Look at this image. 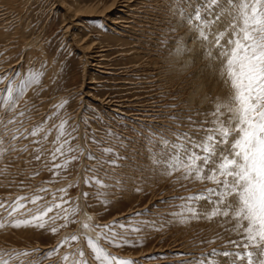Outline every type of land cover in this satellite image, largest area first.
<instances>
[{
	"label": "rangeland",
	"instance_id": "rangeland-1",
	"mask_svg": "<svg viewBox=\"0 0 264 264\" xmlns=\"http://www.w3.org/2000/svg\"><path fill=\"white\" fill-rule=\"evenodd\" d=\"M110 1L0 0V262L100 264L91 238L133 264H247L219 186L167 166L233 93L229 5L209 46L186 23L203 0Z\"/></svg>",
	"mask_w": 264,
	"mask_h": 264
},
{
	"label": "snow or ice",
	"instance_id": "snow-or-ice-1",
	"mask_svg": "<svg viewBox=\"0 0 264 264\" xmlns=\"http://www.w3.org/2000/svg\"><path fill=\"white\" fill-rule=\"evenodd\" d=\"M221 2L203 0L186 21L190 27L194 24L196 38L201 43L211 41L209 46L220 44L223 34L215 29L223 19L217 11ZM223 2L229 5L225 15L231 17L229 26L233 28L229 34L231 38L226 41L229 48L222 54L233 93L227 103L215 107L213 126L201 129L206 135L200 137L199 142L190 139V133L180 137L181 141L186 139L188 143L173 145V155L167 166L170 170L184 168L187 175H195L197 179L206 177L219 186L207 189L217 196L212 215H231L244 233V242L240 245L244 251L236 253L234 261L264 264V259H257L258 256L264 257V0ZM177 51L182 52L184 48L178 46ZM208 54L212 55L211 52ZM164 144L168 141L165 140ZM187 199L207 197L197 194ZM39 219L38 216L32 217V220ZM31 222L17 221L16 226ZM38 226L44 227V224L39 223ZM103 235L100 234L101 237ZM71 239L75 241L78 237L73 235ZM88 244L100 264H133L131 260L110 256L98 241L89 238ZM51 254L48 253L49 256ZM222 255L233 254L225 251ZM67 259L65 256L64 260Z\"/></svg>",
	"mask_w": 264,
	"mask_h": 264
},
{
	"label": "bare ground",
	"instance_id": "bare-ground-1",
	"mask_svg": "<svg viewBox=\"0 0 264 264\" xmlns=\"http://www.w3.org/2000/svg\"><path fill=\"white\" fill-rule=\"evenodd\" d=\"M58 1H60L59 3H61L62 5L61 6H63V8L65 7L66 8V10L68 11V13L69 12H74V15H80V14H83V13H91L92 14V12H96V9H92L91 11H90V9L88 10V8H90V6L89 7H87V6H85V5H83V6H80L77 2H75V0H74V2H71L72 4H67V3H65V2H63V1H61V0H58ZM101 2V1H100ZM108 2V1H107ZM121 1L120 0H111L110 2H109V5H106V7H105V3L102 5L104 8H101L100 10L102 11V12H109V11H111V10H113L115 7H116V5L117 4H119ZM92 3V2H91ZM101 3H103V2H101ZM130 3V2H129ZM89 4V3H88ZM94 4V3H93ZM97 4V3H96ZM108 4V3H107ZM95 6V5H94ZM99 7V6H98ZM126 9V8H125ZM65 10V11H66ZM67 11H66V13H67ZM97 11H99V8H98V10ZM80 12V13H79ZM100 12V11H99ZM99 12H98V14H99ZM65 13V12H64ZM101 13V12H100ZM70 14V13H69ZM71 14H73V13H71ZM96 14V13H95ZM90 15V14H89ZM99 56V55H98ZM91 228V227H90Z\"/></svg>",
	"mask_w": 264,
	"mask_h": 264
}]
</instances>
